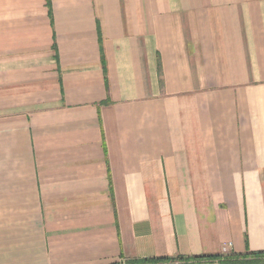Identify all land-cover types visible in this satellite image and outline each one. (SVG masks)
<instances>
[{"label":"crops","instance_id":"obj_1","mask_svg":"<svg viewBox=\"0 0 264 264\" xmlns=\"http://www.w3.org/2000/svg\"><path fill=\"white\" fill-rule=\"evenodd\" d=\"M257 254L264 0H0V264Z\"/></svg>","mask_w":264,"mask_h":264},{"label":"trees","instance_id":"obj_2","mask_svg":"<svg viewBox=\"0 0 264 264\" xmlns=\"http://www.w3.org/2000/svg\"><path fill=\"white\" fill-rule=\"evenodd\" d=\"M199 260H201V259L200 258H191V259H188V261H191V262H196V261H199ZM261 260L264 261V254H257L254 261L262 262ZM169 261L170 260H168V259L145 260V261L140 262L139 264H158V263H167Z\"/></svg>","mask_w":264,"mask_h":264},{"label":"built area","instance_id":"obj_3","mask_svg":"<svg viewBox=\"0 0 264 264\" xmlns=\"http://www.w3.org/2000/svg\"><path fill=\"white\" fill-rule=\"evenodd\" d=\"M222 251H223V253L229 252L230 251V245L229 244L224 245L223 248H222Z\"/></svg>","mask_w":264,"mask_h":264}]
</instances>
